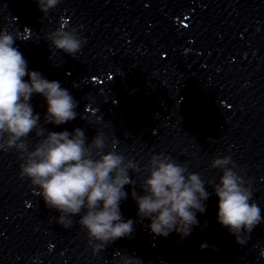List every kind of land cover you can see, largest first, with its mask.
<instances>
[{"label": "water", "instance_id": "water-1", "mask_svg": "<svg viewBox=\"0 0 264 264\" xmlns=\"http://www.w3.org/2000/svg\"><path fill=\"white\" fill-rule=\"evenodd\" d=\"M0 264H255L105 0H0Z\"/></svg>", "mask_w": 264, "mask_h": 264}]
</instances>
